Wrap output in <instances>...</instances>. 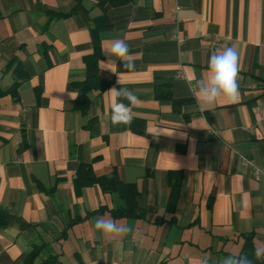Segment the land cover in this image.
<instances>
[{
    "label": "crops",
    "instance_id": "1",
    "mask_svg": "<svg viewBox=\"0 0 264 264\" xmlns=\"http://www.w3.org/2000/svg\"><path fill=\"white\" fill-rule=\"evenodd\" d=\"M117 38L135 71L103 69ZM97 43L111 85L83 113L76 84ZM226 44L240 98L198 104L193 78ZM113 87L140 101H123L128 123L112 122ZM81 164L127 186L78 188ZM97 218L128 231L117 242ZM242 234L264 249V0H0V264L36 248L37 262L214 264Z\"/></svg>",
    "mask_w": 264,
    "mask_h": 264
},
{
    "label": "clouds",
    "instance_id": "2",
    "mask_svg": "<svg viewBox=\"0 0 264 264\" xmlns=\"http://www.w3.org/2000/svg\"><path fill=\"white\" fill-rule=\"evenodd\" d=\"M107 61H102L106 65L103 69L110 70L117 74V64L122 62L123 67L129 72L135 71L136 65L133 54L130 52L129 45L125 39H115L111 42L107 54ZM239 72V54L235 46L227 44L213 53L208 62V68L200 79H194L195 87L192 88L193 95L197 103L213 105L220 101L225 103H236L240 98L238 85ZM118 76V75H117ZM117 83L122 85L118 76ZM192 87V81L189 82ZM115 101L111 108V119L113 124L128 123L132 119V112L128 105L123 101L127 100L129 104L140 103L138 97L129 89L113 87L108 90ZM153 134V133H152ZM156 135L161 134L156 132ZM173 135V133H163ZM181 135H186L181 133ZM247 195L246 193L244 194ZM243 206L247 207V200H243ZM95 228L103 235L118 242V238L128 231L127 228L119 225L112 219L97 218ZM255 259L264 258V249L258 248L254 253ZM196 264H209V258L204 257ZM214 264H254V260L249 255L229 254L228 256L218 258Z\"/></svg>",
    "mask_w": 264,
    "mask_h": 264
},
{
    "label": "trees",
    "instance_id": "3",
    "mask_svg": "<svg viewBox=\"0 0 264 264\" xmlns=\"http://www.w3.org/2000/svg\"><path fill=\"white\" fill-rule=\"evenodd\" d=\"M95 46L94 54L87 58V78L84 82L76 84L80 92L76 100L75 107L83 113H85L89 107L88 93L90 90L98 87L106 89L109 85H111V81L104 79L99 73V61L102 58V51L98 43ZM12 64L13 63H10L8 68L11 67ZM92 183H99L104 190L110 192H115L119 188L127 186L116 176L112 178L106 176L97 177L90 164H81L77 172V187L81 188ZM241 236L244 238V244L239 255H249L253 258L254 264H264L263 258L255 259L254 257V253L256 251L253 241L254 235L242 234ZM39 253L40 251L37 250V248L34 249V251L28 256L25 264H62L58 255H51L43 259L41 262H37Z\"/></svg>",
    "mask_w": 264,
    "mask_h": 264
},
{
    "label": "built area",
    "instance_id": "4",
    "mask_svg": "<svg viewBox=\"0 0 264 264\" xmlns=\"http://www.w3.org/2000/svg\"><path fill=\"white\" fill-rule=\"evenodd\" d=\"M222 44H221V41H220V39L219 38H217L214 42H213V46H215V47H218V46H221Z\"/></svg>",
    "mask_w": 264,
    "mask_h": 264
}]
</instances>
